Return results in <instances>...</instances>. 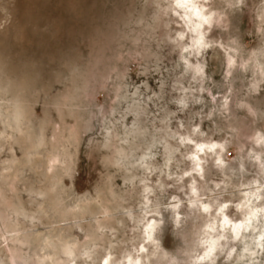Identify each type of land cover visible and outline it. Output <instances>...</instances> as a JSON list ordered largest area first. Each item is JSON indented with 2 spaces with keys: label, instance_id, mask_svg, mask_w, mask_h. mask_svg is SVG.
I'll return each instance as SVG.
<instances>
[{
  "label": "rangeland",
  "instance_id": "374dc122",
  "mask_svg": "<svg viewBox=\"0 0 264 264\" xmlns=\"http://www.w3.org/2000/svg\"><path fill=\"white\" fill-rule=\"evenodd\" d=\"M193 2L0 0V264H264V0Z\"/></svg>",
  "mask_w": 264,
  "mask_h": 264
},
{
  "label": "bare ground",
  "instance_id": "6f19581e",
  "mask_svg": "<svg viewBox=\"0 0 264 264\" xmlns=\"http://www.w3.org/2000/svg\"><path fill=\"white\" fill-rule=\"evenodd\" d=\"M172 2H173V4H174V2H176L177 3V5H179L180 7H185V8H187V9H189V12H188V14L189 15H191L192 17L193 16H195V17H197L198 19H199V21L200 20H202L203 18H205V14L204 13H201L199 10H198V7L196 6V4L193 2V0H171ZM169 5V4H168ZM168 5H167V7H168ZM186 10V9H185ZM187 17H188V15H187ZM198 21V20H197ZM201 145L202 144H196V146H195V148L196 149H198V150H202V148H201ZM209 148H211V147H213V144H210V146H208ZM196 152V151H195ZM195 155H198V154H195ZM219 158V157H218ZM201 159V157H197V160H200ZM195 165L197 166V165H199V163L198 162H195ZM204 208H205V206H204ZM253 208L252 207H249V209H248V213H250V214H253ZM247 211V210H246ZM221 216H222V214H221ZM225 216V215H224ZM221 218V217H220ZM219 220V219H218ZM237 223L238 222H232L231 223V226H230V221L229 220H227V219H224V220H222V222L219 224V222H218V224H219V226L218 227H220V228H223V229H225L226 228V226H230V227H232V233H233V235L234 236H238V229H237ZM210 224V223H209ZM238 225H240V226H242L243 224L241 223V222H239L238 223ZM247 226L245 225V228H246ZM229 228V227H228ZM227 228V229H228ZM231 229V228H230ZM262 234V233H261ZM258 235H259V233H258ZM257 235V236H258ZM215 236V235H214ZM232 236V235H231ZM260 237H261V235H260ZM259 237V238H260ZM258 237H257V239H259ZM257 239H255V241L257 240ZM259 244V242H257L256 241V243L255 244ZM261 244V243H260ZM254 245V244H253ZM255 246V245H254ZM250 248V247H249ZM247 249V251H249V252H251V250L250 249ZM252 249V248H251ZM254 250V249H253ZM253 252V251H252ZM254 253V252H253ZM248 255V254H247ZM252 255V254H251ZM130 260H133V259H130Z\"/></svg>",
  "mask_w": 264,
  "mask_h": 264
}]
</instances>
